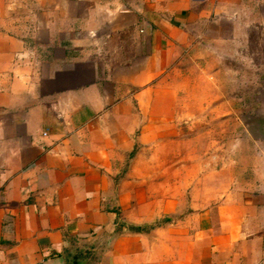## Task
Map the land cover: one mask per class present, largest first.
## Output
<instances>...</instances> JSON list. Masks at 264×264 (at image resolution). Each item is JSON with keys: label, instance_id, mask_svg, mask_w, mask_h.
Here are the masks:
<instances>
[{"label": "crops", "instance_id": "crops-1", "mask_svg": "<svg viewBox=\"0 0 264 264\" xmlns=\"http://www.w3.org/2000/svg\"><path fill=\"white\" fill-rule=\"evenodd\" d=\"M238 1L0 0V264H67L70 246L86 264H264L262 146L235 175L171 162L160 88Z\"/></svg>", "mask_w": 264, "mask_h": 264}, {"label": "rangeland", "instance_id": "rangeland-1", "mask_svg": "<svg viewBox=\"0 0 264 264\" xmlns=\"http://www.w3.org/2000/svg\"><path fill=\"white\" fill-rule=\"evenodd\" d=\"M238 2L198 26V39L160 87L177 98L182 131L171 162L199 167L200 174L225 167L235 175L253 164L255 145L264 150V0Z\"/></svg>", "mask_w": 264, "mask_h": 264}, {"label": "water", "instance_id": "water-1", "mask_svg": "<svg viewBox=\"0 0 264 264\" xmlns=\"http://www.w3.org/2000/svg\"><path fill=\"white\" fill-rule=\"evenodd\" d=\"M90 252V248L86 246L69 247V250L66 252L67 264H86L83 261V257Z\"/></svg>", "mask_w": 264, "mask_h": 264}]
</instances>
